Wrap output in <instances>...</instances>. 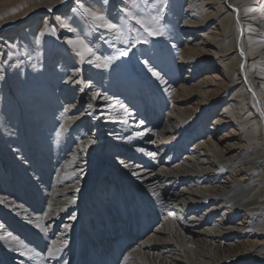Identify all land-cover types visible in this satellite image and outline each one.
<instances>
[{
  "label": "bare ground",
  "instance_id": "1",
  "mask_svg": "<svg viewBox=\"0 0 264 264\" xmlns=\"http://www.w3.org/2000/svg\"><path fill=\"white\" fill-rule=\"evenodd\" d=\"M0 264H264V0H0Z\"/></svg>",
  "mask_w": 264,
  "mask_h": 264
},
{
  "label": "snow or ice",
  "instance_id": "2",
  "mask_svg": "<svg viewBox=\"0 0 264 264\" xmlns=\"http://www.w3.org/2000/svg\"><path fill=\"white\" fill-rule=\"evenodd\" d=\"M160 2L165 3L166 0H160ZM81 8H83V5H81ZM83 15L90 18L95 24H97V26L104 25L109 29H116L117 28L116 24L108 23L106 21V17L101 13H97L96 11L85 9L83 11ZM124 16L127 17V20H123V18H122L123 23L127 24L128 22H132L136 25H139L140 28H142L143 31L145 33H147L148 37H154L157 35V32L153 28V24L156 21H158V19H159L158 16H153V17L146 19V18L138 15L137 13H134L131 10H124ZM144 42H146V41L143 38H137L136 39V43H144ZM69 43L72 44L73 41H69ZM75 43L78 44L81 48H83L86 52L92 53V49L84 42V40L80 39L79 37H77ZM133 46H135V45H133ZM77 54L80 55L81 53L78 52ZM121 55H127V52H121ZM148 71L152 72V75L156 76L157 79H159L158 73L153 71L152 68H149Z\"/></svg>",
  "mask_w": 264,
  "mask_h": 264
},
{
  "label": "rangeland",
  "instance_id": "3",
  "mask_svg": "<svg viewBox=\"0 0 264 264\" xmlns=\"http://www.w3.org/2000/svg\"><path fill=\"white\" fill-rule=\"evenodd\" d=\"M182 9H183V6H182ZM181 14H183V10L181 11ZM174 18H178V17H174ZM181 21V18H178V21H177V24H178V22H180ZM200 30H202V29H197V30H193V31H191L190 32V35L192 34V35H195V34H197ZM62 39V37H60V40ZM204 59V62H206L207 60H206V57H201L199 60H203ZM208 62V61H207ZM206 62V63H207ZM211 62V61H210ZM212 63H213V61H212ZM215 63V62H214ZM213 63V64H214ZM207 64H209V62L207 63ZM81 67H82V72H83V74H85L86 73V70H85V67L83 66V64H81ZM188 72H189V70H186V71H184V72H182V76H180V78L181 77H183V76H187V74H188ZM199 76V74H196V78ZM142 80V79H141ZM87 81V80H86ZM143 81V80H142ZM217 110V109H216ZM217 113H219V111H217L215 114L217 115ZM215 114H214V116H215ZM213 119V118H212ZM211 120H209V122H210ZM151 227H153V226H151Z\"/></svg>",
  "mask_w": 264,
  "mask_h": 264
}]
</instances>
